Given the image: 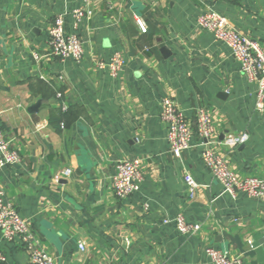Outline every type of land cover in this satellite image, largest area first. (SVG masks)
I'll use <instances>...</instances> for the list:
<instances>
[{"label":"crops","instance_id":"1","mask_svg":"<svg viewBox=\"0 0 264 264\" xmlns=\"http://www.w3.org/2000/svg\"><path fill=\"white\" fill-rule=\"evenodd\" d=\"M91 6L93 16L77 24L72 14L84 0H0V127L22 158L0 170L5 201L55 264H212L207 247L264 264V199L226 194L202 161L199 138L174 157L161 119L165 98L189 120L204 108L215 125L214 152L240 177L264 178L257 86L230 49L197 25L214 11L264 48V0H91ZM61 14L66 31L76 28L82 40L80 62L50 55L48 33ZM115 53L126 61L117 79L97 68ZM242 135L245 144H226ZM121 160L142 162L141 190L127 199L111 187ZM65 168L72 175L56 182ZM186 173L200 185L194 199ZM178 215L201 230L184 236L164 223ZM0 251L6 256L0 264H31L22 244L1 235Z\"/></svg>","mask_w":264,"mask_h":264},{"label":"built area","instance_id":"2","mask_svg":"<svg viewBox=\"0 0 264 264\" xmlns=\"http://www.w3.org/2000/svg\"><path fill=\"white\" fill-rule=\"evenodd\" d=\"M93 14L91 0H84V7L75 10L72 16L79 24L83 19L91 18ZM65 22V14L58 15L49 30L50 55L62 61L70 59L80 62L84 57L82 40L76 33V28L72 33L66 31ZM136 23L142 33L147 32L142 19H137ZM197 25L230 49L232 56L240 64L242 73L250 83L257 86L256 107L258 110H263L264 48L259 43L239 34L226 17L214 11L209 10L199 16ZM34 59L39 60L40 57L34 54ZM125 64L124 56L121 53H115L110 60L99 61L97 68L117 79L121 76ZM161 109V119L167 128L169 151L174 157L180 158L184 152L191 149L194 139L199 138L200 145L203 147L202 161L213 179L221 184L226 194L232 198H236L238 194H244L249 198L264 199V178L240 177L233 172L227 160L211 148L215 125L207 110L195 109L194 120H189L185 111L170 98L163 99ZM248 139L247 135L231 136L226 144L234 147L245 144ZM12 142L7 132L0 127V170L22 161L19 152L13 149ZM71 175V169H62L55 175V181L60 182L62 178H69ZM143 182L144 175L140 160L117 162L111 185L116 198L127 199L140 192ZM185 183L190 199H194L200 185L189 173L185 174ZM164 223H174L178 232L184 236L196 234L201 230L200 224L187 222L183 215H178L172 220L166 219ZM0 235L6 242L17 241L22 244L29 254L31 264H55L53 258L39 245L35 234L15 206L5 201V193L2 190H0ZM79 248L84 251V244H79ZM205 253L212 264H246L242 255L231 257L213 247H207ZM5 261V254L0 251V263Z\"/></svg>","mask_w":264,"mask_h":264},{"label":"water","instance_id":"3","mask_svg":"<svg viewBox=\"0 0 264 264\" xmlns=\"http://www.w3.org/2000/svg\"><path fill=\"white\" fill-rule=\"evenodd\" d=\"M37 106H34L32 109H35Z\"/></svg>","mask_w":264,"mask_h":264}]
</instances>
